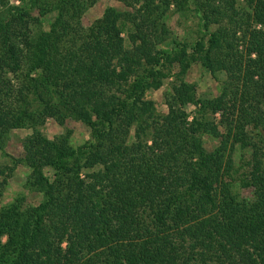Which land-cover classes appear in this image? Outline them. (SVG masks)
<instances>
[{"label": "trees", "instance_id": "trees-1", "mask_svg": "<svg viewBox=\"0 0 264 264\" xmlns=\"http://www.w3.org/2000/svg\"><path fill=\"white\" fill-rule=\"evenodd\" d=\"M98 1L0 0V199L19 167L42 197L0 206V264H264V0H114L85 27ZM185 13L194 42L170 27ZM170 78L161 113L147 95Z\"/></svg>", "mask_w": 264, "mask_h": 264}, {"label": "rangeland", "instance_id": "rangeland-1", "mask_svg": "<svg viewBox=\"0 0 264 264\" xmlns=\"http://www.w3.org/2000/svg\"><path fill=\"white\" fill-rule=\"evenodd\" d=\"M108 7H116L123 9V5L114 0H99L98 3L90 8L83 16L82 23L85 27H89L93 22L100 19L103 16L104 11ZM47 25V24H46ZM170 27L172 32L180 40H188L194 42L200 36V29L198 26V20L191 13H185L183 15L176 14L170 19ZM186 81L194 83L197 86L199 97L205 95L217 96L219 95V88L217 82L212 75L203 70L199 64H195L189 70ZM173 80L170 78L165 81L164 86L158 91H150L147 98L153 100L159 112L166 113L167 107L165 105V94L170 91L171 83ZM195 107L189 106L187 112L190 115H194ZM43 132L49 137L54 138L57 136H66V133L71 132V142L74 146H79L90 139V132L83 124L68 121L66 127H61L52 120H49ZM27 131H14L10 136V139L4 146V152L7 155L19 158L23 153L22 140L27 135ZM218 141L210 136H205V147L212 151L218 146ZM247 156L245 152L238 151L234 155V160L241 161ZM10 159L7 158L2 151H0V167L10 165ZM29 171L26 168L19 167L14 172V176L9 179V185L6 188L3 198L0 199V206L7 205L14 202L17 198L25 197L28 205H37L41 201L42 197L39 194L28 192L25 188V183Z\"/></svg>", "mask_w": 264, "mask_h": 264}]
</instances>
